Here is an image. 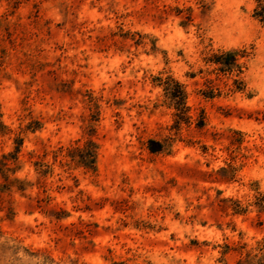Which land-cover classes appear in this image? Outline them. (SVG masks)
<instances>
[{
	"label": "rangeland",
	"instance_id": "374dc122",
	"mask_svg": "<svg viewBox=\"0 0 264 264\" xmlns=\"http://www.w3.org/2000/svg\"><path fill=\"white\" fill-rule=\"evenodd\" d=\"M263 8L0 0V264H236L264 241Z\"/></svg>",
	"mask_w": 264,
	"mask_h": 264
},
{
	"label": "trees",
	"instance_id": "16d2710c",
	"mask_svg": "<svg viewBox=\"0 0 264 264\" xmlns=\"http://www.w3.org/2000/svg\"><path fill=\"white\" fill-rule=\"evenodd\" d=\"M235 54V51H228L225 54L216 56L214 63L231 70L230 68L236 64ZM159 82L160 83L157 84V86L162 88L164 94L163 96L168 102L166 103V107L174 111V123L176 125H180L182 123L188 124L190 120V109L186 105L187 96L182 85L171 77L159 79ZM148 150L151 153L161 152L163 150V144L150 140L148 141ZM94 155L95 154L93 151L92 159L95 158ZM259 196L261 197L260 200L262 202V206V204H264V193H260ZM257 261L264 262V241L258 242L255 247H252L250 250L246 251L243 260H239L236 264H250Z\"/></svg>",
	"mask_w": 264,
	"mask_h": 264
}]
</instances>
